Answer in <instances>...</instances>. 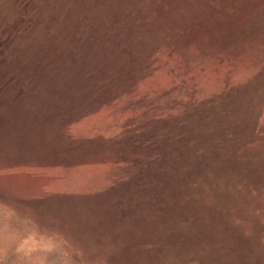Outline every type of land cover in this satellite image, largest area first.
Masks as SVG:
<instances>
[{"label":"rangeland","instance_id":"obj_1","mask_svg":"<svg viewBox=\"0 0 264 264\" xmlns=\"http://www.w3.org/2000/svg\"><path fill=\"white\" fill-rule=\"evenodd\" d=\"M0 264H264V0H0Z\"/></svg>","mask_w":264,"mask_h":264}]
</instances>
